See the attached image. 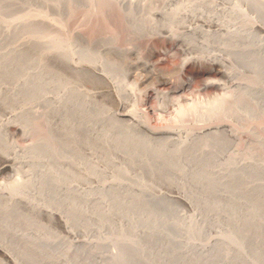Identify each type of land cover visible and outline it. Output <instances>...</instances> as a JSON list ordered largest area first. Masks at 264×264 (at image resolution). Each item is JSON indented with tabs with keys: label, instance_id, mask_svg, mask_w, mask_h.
Returning <instances> with one entry per match:
<instances>
[{
	"label": "rangeland",
	"instance_id": "374dc122",
	"mask_svg": "<svg viewBox=\"0 0 264 264\" xmlns=\"http://www.w3.org/2000/svg\"><path fill=\"white\" fill-rule=\"evenodd\" d=\"M123 1L124 4L117 3V6L127 8V4L130 0ZM215 1L217 3L220 1L218 4L224 8V10L231 9L234 5L238 7L237 4H240L242 9L248 13V16L245 17H250L251 20L253 19L256 21V26H252L250 29H248L251 32V35L247 37L248 42L245 43L246 40L240 42V46L241 44L244 45V43L247 44L248 47L246 45L241 47L242 49L243 47H247V49L240 51L239 55L234 54L231 57L232 61H234L232 63V67L236 68L234 70L237 71L240 75V78L244 80L253 77L257 73L264 75V49H262L264 47V30L261 28L264 26V17L258 12V10L251 6L248 0ZM82 3L85 5V3L81 0H0V56L5 55L9 57L10 60L15 61L18 63V65L20 64V68H23L26 72H29L31 70V58L34 57V54L36 57L38 52L39 56L44 52H40L38 49L39 46L35 45L33 42H30L29 46L20 45L21 43L19 42V39L21 38L20 34L22 33L21 27L24 28L27 21V19L24 17L29 12H32V15H34L33 12H35V14L38 12V14L42 13V16L39 15V17L37 14L35 16L36 19H42L45 18L48 13H50V17L54 19L53 21H55L56 25H58V28H56L57 31L55 32V29L52 30V34L59 32L58 35L63 36L65 35L64 29H69L67 30L68 32L66 31L67 37L66 35L64 36L65 38H68V34H70V36L72 35L69 38L72 39L73 43L70 41L71 43H69L72 45L69 44V46H75H73L75 53L78 52V48L85 51L89 50L92 52V55L99 57L101 56L103 60L100 57L101 59H99V63L102 64L103 62V64L105 63L106 66L109 64L112 66V73L115 76L113 79L116 78L114 79V82L116 83L118 81L116 85L119 84L120 87L118 86V88H120L122 92L118 93L117 86H113L112 82L109 83L110 79H105L104 77L96 74L98 69L88 66L89 68L87 67V70L82 71L79 68V64H77L78 66L75 65L77 61L74 60L75 62H72L75 65L74 67L69 59L67 60L65 58H60L56 54L47 52L48 54L50 53L49 55L45 54L46 57L48 56L47 59L49 58L48 61L45 59V63H49H46V68L48 81L50 82L48 87L50 96L55 95L57 97L58 94H63V91L65 93L66 91L67 93H72V90H75L77 95L74 96L75 98H73L72 95V99L70 98L71 96H69V94L66 93V95L64 93V96L67 98L63 97V102H61V104H64L62 105L63 112H61V116L56 115L57 117H54V115H52L49 120L44 119V112H47L45 110L50 111V106H52L54 103H58V101L56 102L54 100H49L51 103L50 105L48 101L45 102V106H42V104L39 105L37 104V100L33 99L31 90L28 87L25 89V93H18L21 95L20 97L16 95L14 96V99L11 98V102L15 103L8 102L9 107H12L10 109L4 108L3 104L1 103L2 98H0V127H2L5 122L7 123L11 118V112H14L22 107L24 104L23 102H25L27 105L36 102L35 106L38 109V114L34 115L35 118H33L34 120H38L35 121L38 123L37 125H39L40 121L45 122L43 126L40 123V130H38L39 126L36 125H34V127H28L26 131H16L12 128L9 131V136L7 137H10L15 141V143L24 145L29 143L31 139L34 140L37 138V136L41 135L42 132L40 133V131L43 129V132L45 131V133L50 135L52 139L56 141L58 146L62 149L61 154H63V156L60 160L57 155L51 154L52 156H50V165L53 166L58 173H60L61 177L73 178L70 181L67 179L63 180L67 181L68 183L72 182L79 184L80 189L83 190L78 191V193L75 191L74 198L77 201V204H84L85 202V209L82 213H80V211L76 213L69 210L65 211V213L70 218L74 229L81 227V223L84 221L86 226H90L92 228L86 232L89 238L97 240L103 236L106 237L109 242L115 244L116 242H120V240L122 241L124 237H131L135 240H128L127 243L129 244L132 242H137L138 244V241L141 243L152 244V251L146 255L148 264H255V262H253L255 260L253 254L255 234L262 233L264 236V214L262 212L255 211L248 220L245 222L241 221L242 213L245 210V196L242 192V195H239L238 192L234 191V189L241 183L239 179H235L230 187L233 189L232 197L230 199L234 206V215L238 218V221L241 224L239 235L244 236V238L247 240L248 246H246V250H242L243 254L239 253L238 255L237 251H231L226 249L224 246H220L219 250L216 249L213 252L210 251L209 255L207 254V256L199 255L198 257L196 256L197 254L192 253L184 254V256L180 255L178 254L176 245H174L171 240H168L167 237L173 236L172 233H176V231L174 229L172 230L170 228L171 226L168 227L158 223L155 228L151 229L150 224L147 221H143L141 219V213L139 212L135 213L136 217H138L137 220L133 222L135 224V228H133V223H131L132 221L130 220V217L132 216L127 214L128 202L130 201H137L141 205L143 204L145 206L144 214L147 212V209H149L156 214L158 213L162 215V217H168V203H171L176 208L179 207L180 209L191 213V211L189 212L186 206L180 202L168 201V198L166 197L156 196L161 195V193L167 195H176L177 193L175 190L178 188L176 185H179L181 189L187 191V193L197 202L221 201L224 205L229 203L225 199H221L222 186H218L217 184L208 185L206 181L207 178L205 175H203L204 170L214 166L213 163L215 160H217V154L214 153L213 146H211L208 148L209 151L201 154L203 157L201 160H194L190 158L183 159L179 163L178 161L176 162L171 155L165 154V152H157L158 148L152 149L150 151H141L136 147L135 149L133 147L125 146L127 148L125 151L116 145L114 140L115 136L111 138L107 133V125L109 124L106 123V118H104L105 115H107L108 122L113 121V123L115 122L117 125H123L125 128L129 127L131 126L132 121H130L129 118H127V120L126 118L124 119L123 117H118V115L120 113H128L135 105V108L139 110L141 116H143L144 119L146 118L145 121L152 125H146L147 123H145L146 126L151 128L154 127L156 129V127L159 128V126L160 128H163L166 124V126H169V124H174L175 122L173 121H176L175 117L177 116V113L175 112L177 109H174L177 108V101L175 100L178 98L180 99L181 96L188 97H181L180 100L182 101L183 99L182 103L186 102L185 99H191L193 97L195 100H205V98L208 99L209 97L210 99L212 95L223 91L222 82L224 81V77L217 72L212 59L214 55L222 54L218 47L215 46L217 44L211 42L212 45L205 47L200 43H196L191 49L188 50L186 44L183 43L179 34H177L179 31H182L183 28L180 30L181 28L174 26L175 30H178V32L174 30L176 33L173 34L172 31L168 30L169 28H165L167 25L159 24L158 22L157 25L159 24L162 27L158 25L160 27L159 28L156 25L155 31L158 29L156 33L155 31L144 33L143 31L138 32V30L132 32L133 29L131 27H136L135 25H137V23L129 22L126 23V25H129L130 23H132L131 25H134L126 26L124 23H122V21L124 22V18H118V15H116V18H114V20H116L114 26H119L117 27L119 36L115 40L110 41L104 38H99L102 40H98L97 38V40H92L90 42L80 35L75 36L74 34L73 37V33H70L72 32L71 27L73 22L71 23L67 21V23L66 20H59H72L76 14L79 15H76V17H82L83 12H80L82 9H84L82 7ZM72 5L81 7L78 8L76 14L74 13L71 18L70 15L68 16L69 18H67V15L69 14L67 8H71ZM39 10L43 12L40 13ZM44 12L47 14L43 15ZM32 18L34 17L31 16L30 19L32 20ZM119 19L121 22H119ZM78 21L75 19L73 25L77 24ZM58 23H61L60 25L63 24L62 27L59 26ZM199 23L201 24V22ZM38 24L42 26V24L39 22H36V26H34L35 28L37 27L36 29L39 32L40 26ZM82 24L79 23L78 25L81 26V29H86L88 25L85 23ZM214 24H209L206 26H204L205 24L202 25L204 29L207 28L209 31L212 29L217 30V28L220 26L219 24V27L217 24L214 26ZM43 26L44 27H41L40 29L42 30L43 28L46 31V25L43 24ZM63 26H65V28ZM60 27L63 28V33L61 34L58 30ZM126 27H129L131 32H129ZM7 30L12 31L10 35H6L5 31ZM123 30L125 31L124 33H122ZM47 32L50 31L47 30ZM126 32L129 33L127 34ZM142 32L144 35H142ZM31 34L32 35H30V37L33 39H39L37 38L39 37L37 32L36 36L32 32ZM135 34L140 35L136 36ZM257 45H259V47ZM77 54L80 53L78 52L74 55ZM52 55L56 58H53ZM80 55L75 57L79 58ZM41 56H43V54ZM146 61H149L150 65L145 63ZM255 62L256 66L251 67L252 65H255ZM153 66H155L156 69ZM109 73L111 74V72ZM243 74L244 77L242 76ZM245 74L247 76L250 74V76L247 77ZM59 83H61V85H59ZM13 84V73H8L0 69V92L2 95L6 94L8 92V88H11ZM59 88L63 89V91L57 94V90ZM53 91L55 94H53ZM129 91L131 92L129 93ZM121 93V97L118 96V94L120 95ZM258 94L255 95V92H251V95L248 93L245 95V97H243L245 99L241 98L243 101L245 100V103L243 101L239 103V105L243 103V105L240 106V111L244 110V114L242 113L241 117L237 116L240 117V120H242V117H246V119L250 120L251 116H255V120H253L254 118H251L250 121L253 120V123L251 124L258 122L255 125H259L261 123V121H259L260 119L262 122L264 121V95H261L263 93H260L259 95ZM84 96H89L92 102H90L92 106L89 110V114L93 115L92 121L86 117L88 111L87 113L85 112L81 102L82 97ZM163 96L164 98L167 97L165 100L168 102V107L164 109L159 106L161 100L164 99ZM190 96L192 97L190 98ZM120 98L123 99L127 105L121 101ZM16 99L23 100H20L18 103L16 102L18 101ZM180 100L179 102H181ZM246 100H249L250 102H246ZM65 101H69V103L67 102L65 105ZM47 102L49 107L47 106ZM172 103L175 104L176 107ZM246 103L247 107H245ZM253 104L256 107H253ZM250 105L252 106L249 107ZM259 106L260 108L263 107L262 111L261 109L257 108ZM256 109L259 111V113L256 111ZM249 112L251 113L248 114ZM260 114H263V116H261L263 119L260 118ZM102 115L104 116L103 121L99 119V117L101 118ZM25 116L26 115H24V117ZM25 119H27V117ZM231 119H234L233 121L236 124H240L238 118L235 120V116L231 117ZM17 120L23 122V119ZM17 120L15 119V121ZM203 122L204 123L200 121V124H208V121L206 120H203ZM239 124L235 126L241 127L242 125L240 126ZM244 129L245 128H241L240 130ZM253 131L254 130L251 128H246L244 131L240 132L241 136L239 138V145L241 143L240 147L242 149H244L243 146L249 149L250 141L248 140L256 137V134L255 132L253 133ZM241 133L244 134L242 135ZM252 134H254L253 136L255 137H253ZM4 139L5 137L1 133L0 142L3 143ZM225 148H230L229 141H227L225 144ZM254 152V161L263 164L264 150L262 151V149H260L259 151ZM208 160L210 161L208 162ZM1 162L0 156V165ZM8 176V171L3 172L2 176L0 177V181H8ZM242 177H247V170L243 171ZM262 178L263 174L256 176L255 180L259 182V185L251 189L250 195L257 197L259 201L264 203V186L260 183ZM113 181L125 184L124 186L126 187L123 189L113 187L105 192L97 190L101 185H109ZM87 188H91L93 191L90 193L83 192L86 191ZM50 190L51 188H46V194L44 195L46 197H44V199L56 201L52 194L54 191ZM28 191L29 189H27V193ZM88 196L100 198L108 203H111V207L107 212V223H105V225L103 224L100 227V219L97 217L101 206L88 203L86 201ZM158 199L159 202L162 203L161 206L157 201ZM123 201L127 202V204H125ZM9 202H11V199L7 194H0V204ZM164 202H167V208ZM16 205H18L20 210H25V212L29 211L30 214H33L31 211L32 209L28 208L26 205H21V203ZM16 205L14 204V206ZM210 211V215L209 213L200 214V221H202V224L205 227L204 233L201 237L202 239L214 234L213 228L216 227L212 226L211 220H213V218H217L220 224H224V221L221 217H215V212L212 209H210ZM140 212L143 213V210ZM10 215H14V213ZM34 219L36 222L42 224L45 229L47 243L44 244V248L46 252L52 253L54 251H63V249L67 246V244L62 242L63 240L69 242L78 238L68 233L57 216L40 212L36 213ZM0 221H3L5 224L7 223L4 220ZM8 221L10 223V230L7 232L6 236L8 239H10L13 237L12 233L15 231V227L12 224H16L18 220L16 216H13L8 217ZM99 229L102 231V233H100ZM232 229H234V227H232ZM151 232L154 235H150ZM122 233H126L125 235L127 237L122 235ZM168 233L171 235H168ZM50 239L51 243H49ZM52 239L57 240L53 241ZM8 245L11 247V249L13 248L16 251H20L18 248L22 247L19 246V240H15L13 242L8 240ZM114 249L118 250V246H116ZM80 254L82 256V262H84L82 264H99L100 262L105 264H118L119 262L117 257H112L107 255V253L104 254V258L99 259L93 256V254H91V250L88 248L82 249ZM212 260L214 263L211 262ZM131 262L132 263L130 264H143L139 257L133 258ZM0 264H12V261L5 257L2 252H0Z\"/></svg>",
	"mask_w": 264,
	"mask_h": 264
},
{
	"label": "bare ground",
	"instance_id": "6f19581e",
	"mask_svg": "<svg viewBox=\"0 0 264 264\" xmlns=\"http://www.w3.org/2000/svg\"><path fill=\"white\" fill-rule=\"evenodd\" d=\"M81 1L85 3V5L82 3V7L84 9L80 8L82 11L79 10L80 12H83L82 17L80 16L81 19L80 17H76V12L81 6L72 5V7L70 6L71 8H67L69 12L67 18H69V15L71 18L74 13L76 14V18L73 17L74 19L72 18V20H59H66V22L68 21L71 23H74L75 19L76 21L80 20L78 23L76 22L77 24L73 25L72 23V32L70 33H73V37L74 34L75 36L80 35L90 42L92 40H97V38L98 40H102L103 38L110 41L115 40L119 36L117 31V27L119 26H114L116 21L114 18H116V15H118V18H124V22L122 21V23L125 25L129 22L137 23V25H135L136 27H131L133 29L132 32L136 30H138V32L143 31L144 33L155 31L158 22L159 24L167 25L165 28H169L168 30L172 31L173 34L176 33L174 32V26H178L181 28L180 30L183 28V30L179 31L177 34H179L183 43L186 44L188 50L191 49L196 43H200L205 47L212 45L211 42L217 44L215 46L218 47L222 54H216L212 59L217 72L224 77V81L222 82L223 91H220V93L217 92L216 94L212 95V97L210 96V99L208 97V99L205 98V100H195L194 97V99L191 98L192 96H190L191 99H185V103H182L183 99L182 101L180 100L182 96L180 99L178 98L181 102H179L178 99L175 100L177 101V103L175 102L177 108L174 109H177L175 111L177 116L175 117L176 121H173L175 122L174 124L170 125L169 122V126H166V124L165 127L160 128L159 126V128L156 127V129L154 127L153 129L149 126H146L148 124L150 125V123L145 121L146 118L144 119L143 116H141V113L135 108V105L128 113L125 112L118 115V117L120 116L124 119L129 118L130 121H132L131 126L129 127L125 128L123 125L121 126L117 125L115 122L113 123V121L108 122L107 115H105V117L102 115L101 118L99 117V119L103 121V117L106 118V123L109 124L107 125V133L111 138L115 136L114 140L116 145L125 151L127 150L125 146L133 148L136 147L141 151H150L152 149L158 148L157 152H165V154L171 155L176 162L178 161L180 163L183 159L191 158L194 160H201L203 158L201 154L209 151L208 148L213 146L214 153L217 154V160L214 161V166L212 165L213 167H209L207 170H204L203 175L206 176L208 185L217 184L218 186H222L221 199H225L229 203L224 205L221 201L197 202L187 193V191L181 189L179 185H176L178 187L175 190L177 193L176 195H167L161 193V195L156 196L166 197L168 198V201L180 202L185 205L189 212L191 211V213H188L179 207L176 208L171 203H168V217H162V215L158 213L157 215L155 212H152L149 209H147V212L144 214L145 206L143 204L141 205L137 201H130L128 202L127 214L132 216L130 217V220L132 221L131 223H133L138 217H136L135 213H141V219L143 221H147L150 224L151 229L155 228L157 223L166 225L168 227L171 226L170 228L172 230L174 229L176 233H172L173 236L167 237L168 240H171V242L176 245V249H178L177 251L180 255L184 256V254L192 253L197 254L196 256L198 257L199 255L207 256V254L209 255L210 251L213 252L216 249L219 250L220 246H224L226 249L231 251H237L238 255L239 253L243 254L242 250H246V246L248 245L246 238H244L242 235H239L241 224L238 221V218L234 215V206L230 199L232 197L233 189L230 187L235 179L240 180L241 183L234 189V191L238 192L239 195H242L243 193L245 196V200L243 199L245 210L242 213L241 221L245 222L248 220L255 211H259L264 214V203L259 201L257 197L250 195L251 189L259 185V182L255 180L257 175L263 174V178L260 183L264 186V163L262 164L260 162L254 161V151H259L260 149H262V151L264 150V121L262 122L260 119L262 118L261 116H263V114H260V118H258L260 119L259 121H261L259 125H255L258 122L251 124L253 123L252 121L255 120V116L252 117L250 115L252 119L254 118L252 121H250L251 118L248 120L246 117H244L245 119L242 117V120H240L241 114H244V110L240 111V106L243 105V103L241 105H239V103L245 99L243 98L245 95L248 93L251 95V92H255V95L258 93H263L261 95H264V75L257 73L248 79H241L239 73L234 70L236 68L232 67V63L234 61H232L231 57L234 54L239 55L240 51L247 49L248 46L245 43L248 42L247 37L251 35V32L248 29H250L252 26H256V21L253 19L251 20L250 17H245L248 16V13L242 9L240 4H237L239 8L234 5L231 9L224 10V8L218 4L220 1L217 3L215 0H130L127 4V8L117 6V3L124 4L123 0ZM248 2L264 17V0H248ZM39 12L41 13L43 11L39 10ZM33 14L34 15H32V12H29L24 17L27 19L26 26L24 28L21 27L22 33L20 34L21 38L19 39V42L21 43L20 45L24 46H29L30 42H33L40 48L38 46L35 47H38L40 52L44 53H42L43 56H41L42 54L39 56L38 52V55H36L39 57H35L34 54V57L31 58L30 61L31 70L29 72H26L25 69L20 68L21 65H18V63L15 61L10 60L9 57L5 55L0 56V69L8 73L11 72L14 75L13 86L8 88V92L6 94L2 95L0 92V98H2L1 103L5 109L12 108L11 106L9 107L8 102H11L16 95L20 97V92L25 93V89L28 87L31 90L33 99L37 100V104L39 105L42 104V106H45V102H49V100H54L56 102L58 101V103L60 102L59 104L52 103L53 105L50 106V111L44 109L47 111L44 112V119L49 120L52 115L55 117L56 115L58 116L61 114V112H63L62 105L64 104H61V102H63V97H66L64 95L67 93V91L65 93L63 89L59 88L57 90V94L61 91H63V94H56L57 97L55 95L50 96L49 94L50 91L48 87L50 82L48 81L46 68V63L48 62L45 63V59H47L48 56L46 57L45 54L49 55L50 53L56 54L60 58H65L67 60L69 59L71 63L77 61L75 65L79 64V68L82 71L87 70L88 66L98 69L96 74L104 77L105 79H110L109 83L112 82L113 86H117L118 88L119 84L116 85L118 81L116 83L114 82V79L116 78L113 79V77H115L112 73L113 68L108 62H106L109 64L108 66H106L105 63L103 64V62L100 64L99 59L102 58L101 56L100 58L99 56L92 55V52L89 50L85 51L78 49L77 47V51L81 55H74L78 52L75 53L74 45V47L69 46L71 43L70 41H72V39L69 37L72 35L70 36V34H68V38L64 37L68 32L67 30L69 29L63 26L65 28V35L63 36L58 35L59 32L52 34L51 31L55 29L56 32L58 25H56V22L53 21L54 19L50 17V13H46L47 16H44L45 18L42 19H36L35 16L38 14V12L37 14L33 12ZM46 14L44 12L43 15ZM39 15L42 16V13L38 14V16ZM31 16L34 17L32 20L30 19ZM36 22L42 24V26L38 24L40 28L44 27L43 24L46 25V31L45 29L42 28L41 30L38 27V32L36 29L37 27L35 28ZM119 22H121V20ZM199 22H201V24ZM79 23H85L88 26H85L86 29H81V26L78 25ZM132 23L129 25L133 26L134 24L131 25ZM214 23H216L217 26L218 24L220 26H218L219 28H217V30L212 29L213 31H209L206 27L205 28L207 30L203 28L204 24V26H206L209 24L213 25ZM58 24L61 27L63 25H60L61 23ZM216 24H214V26ZM158 25L157 27H162L161 25ZM60 28L58 30L61 34L63 33V28ZM261 28L264 30V26ZM126 29L131 32L129 27H126ZM47 30L50 32H47ZM175 31L178 32V30ZM11 32V30L5 31L6 35H10ZM31 32L35 36L37 32L39 35L37 38L39 39L37 40L35 38V40L30 37V35H32ZM124 32L125 31L123 30L122 33ZM143 32L142 35H144ZM243 40H246V42L243 43L247 47H243L242 49L241 47L244 45L241 44L240 46V42ZM257 46L259 47V45ZM262 49H264V47ZM47 52L50 53L48 54ZM78 55H80L79 58H76L75 56ZM52 57L56 58L53 55ZM48 60L49 58L47 61ZM145 63L149 64V61H146ZM75 65L73 64L74 67ZM253 66H256V62L255 65H252L251 67ZM153 67L156 69L155 66ZM108 71L111 72L112 75ZM242 76L244 77V74ZM245 76L247 75L245 74ZM249 76L250 74L247 77ZM59 85H61V83H59ZM119 92H122L120 88H118V93ZM130 92L131 91H129V93ZM53 94H55V92ZM67 94L71 96L70 98H72V95L73 98H75L74 96L77 95L75 90H72V93ZM121 95L122 93L120 95L118 94L120 97ZM165 98L167 99V97ZM165 98L162 100L160 99L161 102L159 106H161L163 109L168 107V102H166ZM20 100L21 99L16 102L19 103ZM120 100L123 101L121 98ZM247 101L249 100H246V102ZM48 102L47 106L49 107L51 103L49 102L48 105ZM67 102L69 103V101L64 102L65 105ZM81 102L85 112L87 113L88 111L86 117L92 121L93 115L89 114L90 107L92 106L91 99L89 96H84L82 97ZM23 103L22 107L14 112L8 110L12 113L10 115L11 118L7 123L5 122V124L0 127V132L5 137L4 142H0V156L2 161L0 165V177L2 176L3 172H9L8 181H0V194H7L11 199V202L9 203L0 204V220L7 222L5 224L3 221H0V252H2L5 257L9 258V260L12 261V264H82L84 262H82L80 251L82 252V249L88 248L91 250V254L99 259L104 258V254L107 253V255L117 257L119 261L118 264H130L132 263L131 260L137 257L142 260L143 264H148L146 255L152 251V244L141 243L140 241H138V244L137 242H132L129 244L127 243L128 240L130 241L135 239L127 237L125 235L126 233H122V235H125L127 238L124 237L122 241L120 240V242H116L117 244L109 242V240L103 236L97 240H93L86 234L87 230L92 228L90 226H86V224H84L85 221L81 223V227L74 229V226L71 223L70 218L66 215L65 211L69 210L76 213L80 211V213H82L85 209V202L84 204H77V201L74 198L75 191L78 193V191L83 190L80 189L79 184L72 182L68 183L67 181L63 180L67 179L70 181L73 178L61 177L60 173H58L57 170L50 165V156H52L51 154L57 155L60 160L62 159V149L50 135L45 133V131L43 132V129L40 131V133L42 132L41 135L37 136V138L34 140L31 139L29 143L24 145L15 143L14 140H12L10 137H7L9 136V131L12 128L16 131H26L28 127H34V125L39 126L40 123L43 126L45 123L40 121L39 125H37L38 123L35 121L38 120H34V115L38 114V109L35 106L36 102L33 104L29 102V105H27L25 102ZM251 106L252 105L249 107ZM245 107H247V103L245 104ZM253 107L256 106L253 104ZM257 108L261 109V111L263 110V107L260 108L259 106ZM257 112L259 113V111ZM250 113L251 112L248 114ZM24 115L26 116L24 117ZM233 116H235V120L237 118L239 119L240 124H238L240 126L242 125L241 127L235 126L238 124L233 121L234 119H231ZM26 117L27 119H25ZM15 119H23L24 123L18 120L15 121ZM203 120L208 121V124H200V121L204 123ZM145 123L147 124L145 125ZM39 128H41V126L38 127V130H40ZM241 128H251L254 130L253 133L255 132L256 134V137L253 136L254 134H252V136L255 138L248 140L250 141L249 149L247 147L246 149L243 145L242 146L244 149H242L240 147L241 143L239 145V138L241 136L240 132L245 130H240ZM244 133L241 134L243 135ZM227 141H229L230 144L229 149L225 148ZM209 161L210 160H208V162ZM245 170H247V177L243 178L242 175L243 171ZM124 185L125 184L113 181L109 185H101L97 190L105 192L113 187L123 189L126 187ZM47 187L51 188L50 191H54L52 194L56 201L44 199V197H46L44 195L46 194L45 191ZM27 189H29L28 193ZM92 191L93 189L87 188L86 191L83 192L90 193ZM86 201L88 203L101 206V208L99 207L100 212L97 217L100 219V227L103 224L105 225V223H107V212L111 207V203H108L100 198H94L90 196L87 197ZM157 201L159 202V199ZM123 202L127 204V202ZM19 203H21V205L24 204L28 208L32 209L31 211L33 214H30L29 211L28 213L25 212V210H20L18 205H16ZM164 203L166 204L167 208V202ZM14 204L16 206H14ZM161 204L162 203L159 202L160 206ZM210 209L215 212V217L218 216L223 219L224 224H220L217 218H213V220H211L212 226L216 227L213 228L214 234L202 239L201 237L204 233L205 227L202 224V221H200V214H207L211 212ZM142 210L143 213L140 212ZM40 212L57 216L68 233L78 238L69 242L63 240L62 242L67 244L63 251H54L52 253L46 252L44 248V244L47 243L45 229L42 224L36 222L34 219L36 213ZM12 213H14V215H10ZM13 216H16L18 220L16 224H12L15 227V231L12 233V238L14 240L12 238L8 239L6 236L7 232L10 230L8 217ZM232 227H234V229H232ZM133 228H135L134 223ZM100 233H102V231H100ZM150 235L154 234L151 232ZM168 235L171 234L168 233ZM8 240H11V242L19 240V246H22L18 248L20 251H16L13 248L11 249V247L8 245ZM52 240L55 241L57 239ZM49 243H51V239L49 240ZM116 246H118V250L114 249ZM253 254L255 258L253 262H255V264H264V236L262 233L255 234ZM211 262L214 263L213 260ZM99 264L105 263L100 262Z\"/></svg>",
	"mask_w": 264,
	"mask_h": 264
}]
</instances>
